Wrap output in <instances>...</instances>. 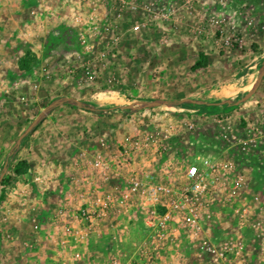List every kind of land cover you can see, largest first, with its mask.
Listing matches in <instances>:
<instances>
[{"label": "rangeland", "instance_id": "1", "mask_svg": "<svg viewBox=\"0 0 264 264\" xmlns=\"http://www.w3.org/2000/svg\"><path fill=\"white\" fill-rule=\"evenodd\" d=\"M262 1L251 0L248 13L234 17L233 20L239 23L243 46L233 50L230 59L264 56V44L254 42V37L245 39L248 36L245 34L254 36L259 32L257 15L259 10L263 11ZM2 2L0 0V45L5 46V51L1 50L0 54V252L3 253L0 264H46L49 258L56 259L58 264H71L55 242L56 238L59 241L61 230L52 219L64 200L65 173L72 171V164L79 154L91 158L99 148L100 138L117 145L126 137L141 135L152 123L159 121L162 112L155 107H163L162 101L174 107L194 101L196 80L209 90L216 79L209 77L203 69L206 56L201 52L198 40L191 38L188 32L191 19L184 17L183 13L177 25L171 23L161 29L150 28L136 35L123 32L113 56L108 55L106 63L98 70L99 77L93 81L94 85H83L84 81L80 84L77 79L80 72L74 77L68 76V72L81 64L79 53L82 52L74 17L85 16L89 7L77 0L46 3L39 0L41 9H28L26 5L20 10L25 1L8 0L6 6ZM65 5L77 12L64 14L62 18L60 12H53L58 6ZM36 11H40L37 16L39 22L35 18ZM43 13L50 14L45 17L46 23L47 19L53 20L51 31L42 28ZM13 15L24 26L17 38ZM127 28L128 22H125L124 31ZM30 38H36L39 46L37 57L41 63L36 64L29 52L31 48L22 50ZM20 49L23 52L19 59L23 62L21 70H17L13 63ZM97 52L98 48L94 57ZM46 55H50L49 58ZM3 58L7 61L1 63ZM196 63L201 67L194 68ZM109 88H114L119 94H93L95 90ZM208 90L199 95L201 102L221 103L220 100L210 102L215 100L214 96L205 100ZM230 93L223 98L225 101L233 102L241 96ZM207 108L212 112L216 110V107ZM236 108L229 109L233 110L231 114L235 124L240 120L234 112ZM43 112L46 113L42 116ZM169 116L170 122L186 120L185 113L170 112ZM210 120L199 118L202 138L208 139L213 134ZM192 151H188L189 154ZM249 158L248 165H243L240 157L235 159L239 170L249 179L250 188L245 198L248 201L252 194L258 193L264 199V148L257 149ZM38 163L41 166H36ZM79 176L88 178L92 172L86 169ZM35 177L40 180L34 182ZM258 217L262 221L259 225L261 230L256 232L247 224H238L236 217L227 209L218 207L214 212L212 222L206 227L218 231L222 237L230 235L233 241L241 240L245 245L244 252L233 256L227 264H264V235H256L264 234V214ZM32 218L40 219L42 226L36 234L35 244L32 241ZM187 242L185 240L178 258L175 257L176 264H195L193 250ZM97 248L101 246L97 245Z\"/></svg>", "mask_w": 264, "mask_h": 264}, {"label": "built area", "instance_id": "2", "mask_svg": "<svg viewBox=\"0 0 264 264\" xmlns=\"http://www.w3.org/2000/svg\"><path fill=\"white\" fill-rule=\"evenodd\" d=\"M77 1L89 7V12L74 17L81 64L68 76L80 72L77 79L80 84L84 81L83 85H94L98 70L108 55L113 56L123 32L136 35L150 28L177 25L182 13L191 19L188 32L193 38L212 35L220 52L243 46L239 23L233 19L247 8L244 1L240 5V0ZM93 94L119 92L109 88ZM230 108L199 113L192 107H168L141 135L126 137L117 145L100 138L91 158L79 154L72 164L76 171L73 168L65 173L64 200L52 219L61 230L55 242L68 261L176 264L185 240L193 250L195 264H227L233 256L241 255L245 246L241 240L222 237L206 227L219 207L229 210L238 224L261 230L258 215L264 214V199L254 193L246 200L249 179L235 159L250 164L249 156L264 143V125L254 121L235 124ZM170 112L185 113L186 120L170 122L166 120ZM197 114L211 119L213 134L208 139L201 137ZM86 169L92 176H79ZM256 172L260 174L259 169ZM39 180L34 178V182ZM31 223L35 244L42 226L38 218H32ZM49 261L59 263L52 258Z\"/></svg>", "mask_w": 264, "mask_h": 264}, {"label": "crops", "instance_id": "3", "mask_svg": "<svg viewBox=\"0 0 264 264\" xmlns=\"http://www.w3.org/2000/svg\"><path fill=\"white\" fill-rule=\"evenodd\" d=\"M8 0H3V6H6ZM13 1V0H12ZM25 1V4H21L20 5V10L25 8L27 5L28 9H35L39 10V8L41 9V4L39 5V0H22ZM248 4L246 9H242L239 12V16L242 14H247L248 10H250V3L251 0H240L237 2V4H241V3ZM257 1V0H256ZM264 2V0L262 1ZM53 4V3H52ZM51 4V6H52ZM25 6V7H24ZM49 6V9L51 10L52 7ZM59 8L56 11L53 9V12H55L56 14L58 12H60V17H65L64 14H70L72 12L76 13L77 11L74 8H70L68 5H65L63 7L58 6ZM47 10V9H46ZM76 11V12H75ZM20 12V11H19ZM23 12V11H22ZM35 12V11H34ZM40 15V11H36V16L35 18L37 19V21L39 22L40 20L37 18V16ZM43 15V19L41 20V25L43 29H48V31H51V27H54L53 24V20L52 19H47V23H46V18L48 17V15L50 14H41ZM14 16V15H13ZM259 17L258 19V34L256 35H252V34H245L248 35L245 39L248 40L252 37H254V42H260L262 44H264V8L263 11L259 10V13L257 15ZM16 17L14 16L13 21L15 22V27L14 30H18L16 31V38H17V34L20 33V31L24 30V26L22 25L23 22L21 23V21L15 19ZM17 23H19L17 25ZM51 23V25H50ZM236 23V22H235ZM49 24V25H48ZM18 26V27H17ZM39 26V25H37ZM41 27V26H40ZM50 27V28H49ZM30 28V27H29ZM31 28L33 29V27L31 26ZM33 31H36L35 29H33ZM53 31V30H52ZM244 34V29L241 30ZM254 34V32H253ZM262 34V35H259ZM191 36V35H190ZM191 38H193L191 36ZM195 39V38H193ZM35 40V41H34ZM198 44L199 47H201V52L204 54V56H206V66L203 69H206V72L208 73L209 77H212L216 79V81H214V86L212 88L205 89V87H202V85H204V83L202 84V82L200 83V80H196V82L194 83V101H189V103L185 102V103H179L177 105H179L178 107H192L195 108L197 110V112L199 113H205V111H209V108L207 107H237L234 112L235 114H237L238 118L240 119L238 121V123L240 124H244V122L246 121H254V122H259L262 123L264 125V56L262 55H257L254 56L252 59H244L243 57H234L231 58L229 57L230 54H232L231 52L233 50H226L224 52H221L222 54L226 53L225 56H223L222 54L218 55L217 53H220V51L217 49L216 45H215V41L213 40V36H209L208 38H196L195 39ZM20 44V43H19ZM27 45L22 46V50H25L24 48H31L30 49V54L33 55V58L36 61V64H38V62H42L41 59L37 56H39L38 54V44L36 42V38H30L29 42L26 43ZM11 47V46H10ZM21 48V45H20ZM46 48V47H45ZM19 49V47H18ZM1 50H3V52L5 51V46L0 45V54L2 53ZM20 49V51L18 52L17 57L14 59V63H13V68L17 69V70H21L20 68V64L21 61L20 58V54H22V51ZM15 51V50H14ZM41 55H43L41 53ZM40 55V56H41ZM50 55H46V58H49ZM44 57V58H45ZM37 59V60H36ZM7 61V58H3L1 63H4ZM9 64V61H8ZM32 66V70L31 73H33V69L36 67ZM219 66V67H217ZM236 70V72H235ZM197 72H199V70H196ZM192 73V74H196ZM192 76V75H191ZM195 78V77H193ZM201 79V78H200ZM46 84V82H45ZM199 87V89H198ZM206 90H208V93L206 95L205 100H211L212 96H214L213 98H215L214 101H210V102H216L217 100H220L221 103H202L200 100V94H205ZM230 95H241L240 98H237L235 101L232 102V100H228L225 101V99H223L225 96H229L227 95L228 92H230ZM45 93L47 94V90L45 91ZM209 98V99H208ZM203 100V99H202ZM204 100V101H205ZM207 102V101H205ZM209 102V101H208ZM163 107H155L157 108V110H164L167 109L168 107H174L171 106L170 104H167L165 101L161 102ZM148 105V104H146ZM154 108V107H151ZM214 108V109H216ZM233 111V110H232ZM232 111H229L230 113H232ZM104 112V111H103ZM179 116V115H176ZM197 118H200L202 116H198V114L196 115ZM169 120L170 116L167 117ZM203 118V117H202ZM52 124V122H51ZM37 132V130L35 131V133ZM39 140V139H38ZM260 148H264V143L260 145ZM257 152V150H256ZM32 155V152L29 156ZM243 165H248V164H243ZM36 166H41L40 163H38ZM44 167V165H43ZM35 170H39V168L35 167ZM29 240H31V238L29 237ZM53 252V251H52ZM3 254L2 251L0 252V255ZM52 254H55V252H53ZM2 259H4L3 255H2ZM50 259V258H49ZM48 260V263L46 262V264H50V261ZM53 259V258H52ZM63 264V262H62Z\"/></svg>", "mask_w": 264, "mask_h": 264}, {"label": "trees", "instance_id": "4", "mask_svg": "<svg viewBox=\"0 0 264 264\" xmlns=\"http://www.w3.org/2000/svg\"><path fill=\"white\" fill-rule=\"evenodd\" d=\"M199 67H201V65L199 63H196L194 68H199Z\"/></svg>", "mask_w": 264, "mask_h": 264}]
</instances>
